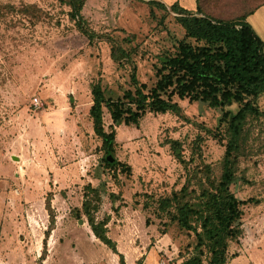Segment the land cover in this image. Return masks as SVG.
<instances>
[{"label": "rangeland", "instance_id": "374dc122", "mask_svg": "<svg viewBox=\"0 0 264 264\" xmlns=\"http://www.w3.org/2000/svg\"><path fill=\"white\" fill-rule=\"evenodd\" d=\"M184 8L200 15L195 0H84L88 39L62 0H0V264H121L86 216L74 217L91 196L87 184L99 192L94 220L106 218L123 264H179L190 253L193 234L158 202L185 184L187 196L197 194L198 178L218 174L239 105L173 96L180 113L146 112L136 125L115 126L112 155L122 170L105 164L88 116L91 82L112 98L130 87L132 71L154 83L162 55L184 38L175 18ZM108 38L128 51L120 65ZM253 102L260 114L246 118L229 186L242 213L225 264H264V94ZM103 123L108 130L105 108Z\"/></svg>", "mask_w": 264, "mask_h": 264}, {"label": "trees", "instance_id": "16d2710c", "mask_svg": "<svg viewBox=\"0 0 264 264\" xmlns=\"http://www.w3.org/2000/svg\"><path fill=\"white\" fill-rule=\"evenodd\" d=\"M62 1L68 6L67 15L75 27L92 39L94 34L80 14L84 0ZM248 1L195 0V11L200 15L185 8L181 10L175 18L184 30V38L178 41L173 53L162 55L159 66L155 67L156 80L149 87L138 81L134 71L129 75L130 87L115 98L105 95L99 81L90 83L88 116L92 130L100 139L105 164L119 165L121 170L128 167L112 155L115 126L136 125L146 112L180 113V105L173 96L189 102H206L211 107L239 105L226 126L228 139L218 174L210 176L205 172L203 179L198 178L197 194L187 196L185 184L177 192L159 199L158 210L165 213L168 221L193 234L191 251L179 264H225L228 243L238 234L242 201L235 197L229 186L237 168L236 152L246 118L260 114L253 99L264 94V40L245 19L264 0H256L250 6ZM108 41L112 61L120 65V58H127L128 51L113 38ZM103 108L111 122L108 130L104 128ZM210 168L205 165L206 170ZM86 188L91 196L82 200L80 208H73L74 217L84 214L93 235L117 253L123 264L122 255L105 234L106 218L94 220V206L91 208L90 202L99 200V192L90 184ZM135 264H141L140 259Z\"/></svg>", "mask_w": 264, "mask_h": 264}, {"label": "crops", "instance_id": "0c3cea01", "mask_svg": "<svg viewBox=\"0 0 264 264\" xmlns=\"http://www.w3.org/2000/svg\"><path fill=\"white\" fill-rule=\"evenodd\" d=\"M245 19L254 31L264 40V3L257 7L252 13L248 14Z\"/></svg>", "mask_w": 264, "mask_h": 264}, {"label": "built area", "instance_id": "2783aa9c", "mask_svg": "<svg viewBox=\"0 0 264 264\" xmlns=\"http://www.w3.org/2000/svg\"><path fill=\"white\" fill-rule=\"evenodd\" d=\"M38 103V100L36 97L33 98V104L36 105Z\"/></svg>", "mask_w": 264, "mask_h": 264}]
</instances>
